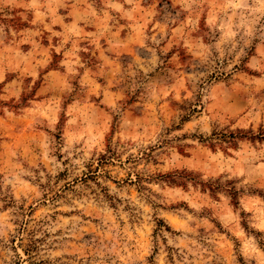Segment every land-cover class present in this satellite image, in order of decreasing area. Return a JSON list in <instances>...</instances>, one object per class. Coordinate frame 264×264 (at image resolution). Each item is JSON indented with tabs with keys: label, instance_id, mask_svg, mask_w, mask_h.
<instances>
[{
	"label": "rangeland",
	"instance_id": "obj_1",
	"mask_svg": "<svg viewBox=\"0 0 264 264\" xmlns=\"http://www.w3.org/2000/svg\"><path fill=\"white\" fill-rule=\"evenodd\" d=\"M0 264H264V0H0Z\"/></svg>",
	"mask_w": 264,
	"mask_h": 264
}]
</instances>
